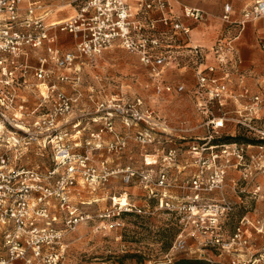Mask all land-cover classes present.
Instances as JSON below:
<instances>
[{
    "label": "built area",
    "instance_id": "obj_1",
    "mask_svg": "<svg viewBox=\"0 0 264 264\" xmlns=\"http://www.w3.org/2000/svg\"><path fill=\"white\" fill-rule=\"evenodd\" d=\"M178 5L182 13L176 10ZM68 10L70 13L64 14ZM183 16L202 21L207 13L185 5L182 0H0V264H47L50 254L56 264L61 258L62 225L72 228L80 220L93 218L73 203V189L81 179L89 180L88 184L95 188L100 178L119 172L127 183L138 179L148 198L158 204L157 208L174 213L180 223L182 231L166 254L167 263L171 264L187 248L188 227L195 228V235L223 247L221 251L230 250L234 244H247L244 228L252 224L250 220L244 218L236 234L225 241L223 218L232 212L234 203L224 195L213 199L209 193L225 188L232 156L236 157L237 166L244 167L245 178L264 171V145L257 146L258 153L251 154L250 161L246 152L249 145H225L219 152L216 145H210L213 135L202 144L194 142L191 149L198 171L191 181L180 186L190 188L191 192L177 194L173 191L177 184L171 172L177 154L173 148L165 154L146 155L139 166L109 170L106 161L101 166L93 163L96 150L106 147L121 152L127 147L128 134H116L107 146L104 143V133L115 131L117 114L122 116L127 128L146 126L134 136L138 143L147 146L157 141V128L167 124L155 109L144 106L141 99L107 103L103 127L91 133L84 143L79 141L82 136L79 122L74 124L75 134L58 126V118L68 115L79 102L77 61L102 55L120 45L137 54L155 77L172 65L192 69L196 83L189 93L195 107L206 115L205 124L213 132L217 133L231 119L222 105L231 98L245 99L233 117L264 139V128L254 122L264 106V91L253 93L246 84V74L241 72L243 60L236 46L243 26L264 17V0H256L244 10L236 33L221 35L211 46L191 43L192 28L183 22ZM223 19L230 24L234 22L230 4L225 5ZM63 33L74 38V49L60 45ZM260 46L264 51V41ZM209 55L214 62H208ZM34 56L36 64L32 63ZM71 70L74 72L70 73ZM32 75L40 80L44 91L40 85H31ZM61 82L72 83L75 93L67 94L59 86ZM234 83L240 85V91L233 88ZM34 88L42 92L44 101L28 111L25 102L18 99L22 92ZM186 90L181 83H164L156 88L158 94ZM48 101H51L49 111L33 120L31 126L28 116L39 112ZM33 144L38 145L33 151L36 156H44L47 148H51L52 153L48 154L51 167L22 163ZM83 145L88 147L84 153L78 150ZM222 157L224 161L219 162ZM125 200L126 204L116 203V196L112 197V206L118 211L105 208L99 216L111 220L122 212L133 211L132 204ZM63 210L67 213L65 218L60 215ZM173 249L176 254H172ZM220 263L259 264L260 260H247L238 254Z\"/></svg>",
    "mask_w": 264,
    "mask_h": 264
},
{
    "label": "rangeland",
    "instance_id": "obj_2",
    "mask_svg": "<svg viewBox=\"0 0 264 264\" xmlns=\"http://www.w3.org/2000/svg\"><path fill=\"white\" fill-rule=\"evenodd\" d=\"M221 1L224 8L231 2V0ZM210 3H214V1L210 0ZM237 22L234 21L230 24L225 21L228 26L223 34L236 33ZM60 45L64 49L72 50L75 40L72 47L66 46L61 39ZM136 56L138 55L122 46L115 45L102 55L78 60L76 66L80 80L77 93H81L79 102L68 115L59 117V124H57L62 130L75 134L77 128L74 127V124L79 122V127L82 129L79 141L84 143L91 133L99 131L103 127L107 103H127L139 98L143 101L144 106L156 110L158 116L166 122L167 127L157 128V141L143 146L135 140L134 136L139 129H144L146 126L127 128L123 124L122 116L117 114L114 118L115 131L114 133H104V143L107 146L116 137V134H128L130 138L127 147L121 152L109 151L106 147L96 150L93 157L94 165L101 166V163L106 161V167L109 170L124 168L128 165L139 166L143 163L146 155L150 153L165 154L169 148H173L177 154L171 172L175 184L178 185H175L173 191L177 194H184L190 193L191 189L180 186L185 185L183 183L186 181H191L198 171L196 158L191 149L194 142L202 144L209 135H213L214 138L210 141V145H216V150L219 152H222L225 145L235 143L245 147L249 145L246 149L248 159L251 158V154L258 153V145H264V139L258 138L254 131L252 132L246 126L237 123L231 114L238 108L233 110L231 100L244 103L245 99L231 98L228 103L222 105V110L227 112L231 119L217 133L213 132L212 128L205 124L206 115L195 107L189 93V90L195 85L193 77L188 73L190 68H186L185 71L180 70L181 67L174 69L172 77L167 81H161L173 84L181 81V84L186 86L185 92L158 94L156 91L158 82L152 76L151 70ZM32 63H37L36 56L32 58ZM73 72L74 70L70 71V73ZM30 83L32 86L40 85L41 91L45 89L34 75L30 77ZM234 85L239 86L236 83ZM259 85L261 84L259 83ZM59 86L69 95L75 93L74 86L70 82H61ZM41 91L36 88L26 90V93L22 92L18 100L25 102L26 107L29 108L28 111H33L44 101ZM262 91H264V87L259 92ZM50 106L51 101H48L39 112L28 116L31 126H33V120L42 117L49 111ZM263 110L264 106L258 111L256 116L258 118L254 122L264 128V114H261ZM40 114L42 115L39 116ZM93 118L99 120L94 121ZM230 121L236 123L235 129L229 123ZM236 135H241L242 140L233 142L224 140L228 136L236 137ZM74 139L77 140V138ZM245 139L255 140V142L249 143ZM35 144L32 145L29 156L23 158L22 163L31 167H51L52 159L48 155L52 153L51 148H47V153L44 156H36L33 151H36L38 145ZM78 150L84 153L88 147L83 145ZM223 161L224 157L219 159V162ZM243 172L244 167L237 166L236 157L232 156L227 168L225 188L213 190L209 196L219 199L224 195L234 203L232 212L223 218L225 241H229L236 234L237 228L244 218L250 220L253 225H247L244 228L248 238L247 244H234L229 248L230 250L221 251L220 249L223 247L213 245L207 237L195 235L193 233L195 228L188 227L185 231L188 246L175 256L171 264H176L180 257L221 262L238 254H242L243 258L247 260L259 259V264H264V171H258L259 173L248 178L244 177ZM124 179V174L121 172L111 173L106 175V179L100 178V181L95 183V188L88 184L89 180L87 179L79 181L71 193L72 201L77 205L79 211L90 214L93 218L80 220L72 228L62 225L63 235L61 249H59L61 258L56 264H169L166 254L172 248L177 235L182 231L180 223L174 213L157 208L158 204L148 198L146 189L142 184H139L138 179L134 178L131 183H127ZM114 196L126 198L132 204L133 211L122 212L120 216L116 215L111 220L99 216L105 208L118 211L117 207L112 206V197ZM60 212L62 218H65L66 211ZM176 253L177 251L173 249L172 254ZM47 259V264H55V258H52L51 254Z\"/></svg>",
    "mask_w": 264,
    "mask_h": 264
},
{
    "label": "crops",
    "instance_id": "obj_3",
    "mask_svg": "<svg viewBox=\"0 0 264 264\" xmlns=\"http://www.w3.org/2000/svg\"><path fill=\"white\" fill-rule=\"evenodd\" d=\"M187 6L200 8L207 13V17L202 21H195L191 18L183 16V22L191 26V43L202 44L206 46H211L217 42L219 37L223 35L227 23L222 19L224 13V6L221 0H213L214 3H210V0H182ZM256 0H231L229 2L232 7V19L233 21H240L242 19V14L245 9L252 5ZM176 10L182 13L181 6H176ZM70 11H65L64 14H69ZM239 28L237 24V29ZM61 41L65 43L66 46L72 47L74 39L71 35L63 33L61 35ZM264 41V17H260L255 20L248 21L242 28L238 39L236 40V46L243 60L241 66V72L246 74V84L251 87L252 92L256 93L264 87L263 77H264V51L262 50L260 43ZM139 59V56H136ZM208 62H214L212 55H209ZM177 66L166 67L163 73L159 77H155L158 84H164L161 81H167L168 78L174 75V69ZM180 70H186V68H180ZM148 71V69H147ZM189 75L193 77L194 83H196V75L193 70L188 71ZM153 76V75H152ZM235 82L238 81V74L235 75ZM182 83L178 81L176 84ZM259 83L261 85H259ZM236 91H240L239 86H233ZM26 93V91H24ZM165 94V93H164ZM244 102V100H242ZM233 110L242 103L238 101L231 100ZM195 105V104H194ZM232 116H236V112L231 113ZM264 114V110L261 112ZM233 125L234 129L236 123L229 122ZM228 124V122H227Z\"/></svg>",
    "mask_w": 264,
    "mask_h": 264
},
{
    "label": "trees",
    "instance_id": "obj_4",
    "mask_svg": "<svg viewBox=\"0 0 264 264\" xmlns=\"http://www.w3.org/2000/svg\"><path fill=\"white\" fill-rule=\"evenodd\" d=\"M226 142H233V141H239L242 140L241 135H236V137L228 136L224 139ZM247 142H255V140L251 139H245ZM176 264H222L220 262H214L211 263L209 261L203 260V259H193V258H187V257H180L177 259Z\"/></svg>",
    "mask_w": 264,
    "mask_h": 264
},
{
    "label": "bare ground",
    "instance_id": "obj_5",
    "mask_svg": "<svg viewBox=\"0 0 264 264\" xmlns=\"http://www.w3.org/2000/svg\"><path fill=\"white\" fill-rule=\"evenodd\" d=\"M116 203H123V204H126V200L125 199H120L118 197H116Z\"/></svg>",
    "mask_w": 264,
    "mask_h": 264
}]
</instances>
